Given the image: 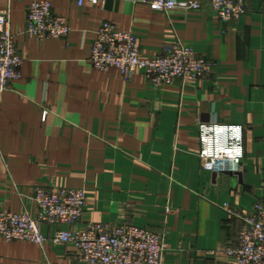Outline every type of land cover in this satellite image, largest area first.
Returning a JSON list of instances; mask_svg holds the SVG:
<instances>
[{
    "label": "crops",
    "instance_id": "obj_1",
    "mask_svg": "<svg viewBox=\"0 0 264 264\" xmlns=\"http://www.w3.org/2000/svg\"><path fill=\"white\" fill-rule=\"evenodd\" d=\"M33 1L0 0L23 59L0 91V211L36 216V187L84 188L74 228L131 223L164 235L168 264H235L225 248L239 246L242 215L264 205V0L227 25L209 1L164 12L127 0H49L73 31L45 41L22 33ZM104 22L132 30L145 59L180 40L210 71L195 84L154 87L142 70L128 81L116 68L97 70L91 50ZM214 120L244 126L238 172L202 167L199 124ZM58 228L67 227L44 232ZM0 264L82 263L71 245L0 237Z\"/></svg>",
    "mask_w": 264,
    "mask_h": 264
},
{
    "label": "built area",
    "instance_id": "obj_2",
    "mask_svg": "<svg viewBox=\"0 0 264 264\" xmlns=\"http://www.w3.org/2000/svg\"><path fill=\"white\" fill-rule=\"evenodd\" d=\"M105 3L108 0H75ZM148 5L157 11L184 12L202 9L209 1L221 25L238 20L247 10L250 0H127ZM73 29L65 17L55 15L49 0H34L28 7L27 23L22 33L41 41L69 38ZM23 59L18 51L15 35L10 28V10L0 9V91L10 88L20 76ZM90 62L97 70L118 69L128 81L142 70L154 87L195 84L208 75L209 61L195 49L178 40L151 58L141 56L139 40L132 30H123L104 22L96 31ZM49 110H43L46 121ZM244 126L219 120L199 124L202 167L217 173H235L245 158ZM34 199L38 213L0 211V237L6 241L22 240L43 245L47 240L55 244L71 245L82 264H168L164 235L131 223L91 222L74 228L81 219L87 201L84 188L36 187ZM224 208L234 213L226 204ZM243 227L236 248L226 247L225 253L235 264H264V205L242 215ZM61 226L53 234L44 232L45 226Z\"/></svg>",
    "mask_w": 264,
    "mask_h": 264
}]
</instances>
